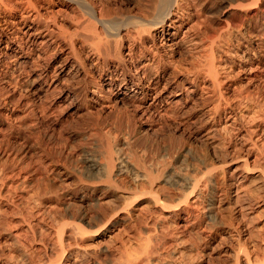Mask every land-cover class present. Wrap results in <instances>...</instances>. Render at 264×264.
I'll return each mask as SVG.
<instances>
[{
	"label": "rangeland",
	"instance_id": "rangeland-1",
	"mask_svg": "<svg viewBox=\"0 0 264 264\" xmlns=\"http://www.w3.org/2000/svg\"><path fill=\"white\" fill-rule=\"evenodd\" d=\"M263 6H261V10L264 12ZM58 9L55 7L53 12ZM51 13L47 15H53ZM230 13L231 15L227 14L226 21L228 20L230 26L235 28L238 26L242 30L248 24V19L257 15V10H251L248 15H242L241 12ZM15 14V11L0 12V23L3 25L9 20L17 18L18 15ZM235 35L234 40H242L241 36L236 35L235 37ZM242 42L237 48H234L231 42L227 44L229 52L227 50L224 57L227 58L226 62L233 61L231 56L235 51L242 53L246 49L247 43L244 40ZM4 45L5 43L1 45V48ZM0 69L3 70L2 72L0 70V98H2L0 100H3L10 88L5 83L7 80L6 75L4 76L6 69L2 63H0ZM233 84L237 87V91L236 89L233 91V88H225L223 93L233 100L232 107L238 106L235 113L240 118L236 123V128L239 129L234 133L229 132L230 128L228 132L223 129L226 122L223 120L224 114H221V121L218 117L214 119L213 114L208 111L211 108V103L203 105L200 101H197L199 104L193 103L194 101L187 104L180 102L174 106L173 113L176 111V114L172 113L166 118L151 116V114L140 111L134 113L132 109H126L127 114L128 111H131L129 117L124 114L119 118L117 116L118 109L116 110L114 107L103 110L98 108L99 111L96 108L89 110L83 99H60L57 91L45 96L41 94L39 101L37 99L35 102L36 105L33 103L36 107L33 105L29 107L30 104H27L28 107L26 104L10 106L11 110L14 108L16 120H22L24 126H18L19 124L12 121H10V125L9 120L3 114L5 110L1 109L0 213L3 215L5 211V216H3L6 219L0 214V221L2 222L3 218L5 222L0 224V264H8V259H10V264H16L20 258L18 255L20 256V253L22 254L26 250V257L21 255L22 257L18 260L19 262L23 259L26 260H23L22 264H28V260L25 258L29 253V256L32 253V256L36 254V259L41 260L42 263L47 262L48 258H56L61 249L58 242L60 238L58 239L57 236L60 232L58 227H61L63 231L61 243L64 252L61 251L60 254L61 258L62 252L65 254L61 259L63 264H118V262L122 264L121 260L127 256V253L130 254L136 250L137 253H144L145 249L150 257L154 256L153 258L158 260L159 264H173V262L174 264H234L237 261L238 253L242 252L239 251L240 248L241 250L254 249V255L257 257L259 255L262 259L264 257V199L259 198V192L264 191V182L258 179L254 171L250 170L246 173L244 160L251 159L249 167L254 170L253 160L256 154L254 149L257 147L254 149L253 147H255L254 145L260 146L261 143L256 141L257 138L254 135H252V139L249 136L250 129L257 125L254 120L252 122V116L254 117L264 110V90H262L264 89V63L260 69L235 78ZM2 86L7 87L6 90L2 89ZM23 86V88L19 87L14 91L15 101L19 97H25L26 101L28 96L31 98L29 88H26V84ZM241 89L244 91L242 92ZM245 92L252 95L253 104L245 105V107L244 105L239 106L238 97ZM148 104L146 103V105ZM31 107L35 110L31 111ZM226 110L231 111L229 108ZM221 112L223 113V111ZM148 115L151 117L149 118ZM127 119L132 122V129L127 126ZM118 122L120 123L117 126ZM211 126L219 129L215 136L210 135L213 130ZM260 126L264 131V124H260ZM109 141L116 155H121L124 163L132 165L134 170L123 176L127 178V181L134 182L135 185L137 183L132 187L134 189L137 187L139 191L135 190L138 192L142 189L141 192H143L145 185H149L150 180L152 183L153 178L156 195L167 204H176L175 198L179 197L182 189H180L181 186H177L178 189H176V186L173 187L166 183V172H179V174L198 178L201 173L195 170V164L197 167L199 162L193 158L191 160V156L186 155L185 151L191 150V154L194 153L195 156L202 159L205 157L210 169L216 173L215 177L217 175V179L214 177L215 184L213 183V192L217 195L214 194L215 205L213 203V206L215 209L213 206L211 207L212 211L215 210L214 218L211 217L206 206L212 188L208 186L210 191L205 190V186L202 191L205 195L202 194L197 205H194L196 207H190L191 216L186 222L170 218L168 213L162 212L161 209H158L159 207L156 209L150 201V197L145 195V198L141 197L136 205L134 203L130 213L127 211L105 225V219H109L110 215H113L114 207L118 205L117 200L111 193L87 191L86 183L89 179L86 176L85 158L93 157L99 163H104ZM256 142L257 144H255ZM261 146L263 151L264 144L263 148ZM249 147H252L249 151L251 157H247L246 150ZM193 150L194 152H192ZM222 170L226 173L222 174ZM214 172H212L213 176ZM148 176L150 180L147 178ZM23 219L26 223L24 221L22 223ZM101 220L102 222H100ZM28 221L31 223L29 224ZM101 223L103 228L100 229L99 224ZM185 224L186 227L183 228ZM30 225L32 226L30 227ZM76 225L81 226L80 230H85L87 236L91 237L93 230H95L93 234L100 232V235L92 239V237L87 238L82 234L84 237L81 238V233L75 232ZM55 226L56 228H54ZM92 227L95 228L92 229ZM31 228H33V232ZM63 228L65 229L63 230ZM57 229H59L58 233ZM89 230H92L91 233ZM82 233L84 232L82 231ZM18 241L22 249L23 246L26 249L19 250L21 246ZM149 242L151 244H148ZM13 243L19 246L14 247ZM148 247L149 249H147ZM240 264H244L242 259Z\"/></svg>",
	"mask_w": 264,
	"mask_h": 264
},
{
	"label": "bare ground",
	"instance_id": "bare-ground-1",
	"mask_svg": "<svg viewBox=\"0 0 264 264\" xmlns=\"http://www.w3.org/2000/svg\"><path fill=\"white\" fill-rule=\"evenodd\" d=\"M263 5L264 0H0V12L15 11V15H18L17 18L11 21L9 20V22L3 25L0 23V63H2L6 69L4 76L6 75L5 77L7 80L6 82L4 80V82L10 88V90L8 89V94L6 93L7 96L3 100H0V110H5L3 114L9 120L10 125V121H12L17 125L19 124L18 126H24L22 124L23 122H21L22 120H16L14 108L11 110L10 106L13 105L14 107V105L21 106L30 104V107L33 103L35 104V102H37V99L39 101L41 94L45 96L57 91L59 92L60 99H83L84 104L86 103L88 105L89 110L92 108H96L97 110L100 108V110H103L105 108L109 109L114 107L116 110L118 109L117 116L119 118L120 115L127 114L126 109H132L134 113L140 111L142 113L151 114V116L155 115L159 118H166L172 115L176 104L178 105L180 102L181 104H187L191 101H194L193 103H198L197 101H200L203 105L211 103V108L208 111L213 114L212 116L214 119L218 117L221 121V114H224L223 120L226 122L223 129L228 132L230 128L229 132L234 133L239 129L236 128V123L239 122L238 120L240 118L235 113V109H237L236 107L238 106H231L233 100H231L230 96H225L223 90L225 88H233V91H235V89L237 91V87L233 84L235 78L240 77L241 74H250L252 71L263 67L264 12L261 10V6ZM55 7L59 9L53 12ZM253 9L257 10V15L249 18L248 24H246V27L242 28V30L241 28L239 29L238 26L237 28L230 26V23L227 22L228 20L226 21L227 14L231 15L230 12H241L242 15H248ZM49 13L53 15L49 16ZM203 18L206 19V21H204ZM234 34L241 36L242 40H234ZM243 40L247 43L246 49L242 53L235 51L234 55L232 54L231 56L233 57V61L226 62L227 58L225 59L224 57L228 50L227 44L231 42L232 46L237 48L243 43ZM4 43L5 45L1 48V45ZM2 71L3 70H1V72ZM23 84H26V88H29L31 98H29V96L27 98L26 96V101L25 97H19L15 101L16 96L14 95V91L19 89V87L23 88ZM3 86L2 89L5 88ZM6 88L4 90H6ZM241 91L243 92L244 90L241 89ZM238 101L239 106L244 105L245 107V105L248 106L253 104L254 99L250 93L248 94L245 92L239 95ZM146 103L149 104L146 105ZM227 108H229V110L231 109V111L228 112L226 110ZM33 110H35V108L31 109V111ZM221 111H223V113ZM130 112L128 111V117ZM113 113L114 112H112V114ZM175 114L176 111L173 115ZM252 118V122L255 121L257 125L255 126L253 124L255 127L250 129L249 138L252 139V135H254L257 138L256 141L260 142V146L262 145L261 147L263 148L264 131L260 124H264V110L262 113L259 112L258 115L252 116ZM117 121L118 119L116 122ZM97 123L99 124V122ZM119 123L120 122L117 123V126ZM127 124L129 128H133L132 122L128 119ZM218 131L219 129L213 128L210 135L215 136ZM255 144H257V142ZM254 146L253 149L257 147L254 149L256 150L253 160L254 170L250 169L249 160L251 159L248 158L244 160L245 168H243L244 170L247 169L246 173L250 172V170L252 172L254 171L258 179L264 182V148L262 151L259 145ZM251 148L252 147H249L246 150L248 154L247 157H251V153H249ZM190 151L191 150L185 151L187 152V154H185L189 155V157L191 156V160L194 159L199 162H197L199 164H197V167L195 164V170L201 173L200 177L197 178L193 176L195 177L193 178L190 175L179 174V172H166V183L173 187L181 186L180 189H182L179 197L175 198L177 200L176 204H167L156 195L153 183L154 180L152 178V183L150 180L152 177L150 172V178L149 176L147 177L150 180V184H147L148 186L145 185V180V190L143 189L144 191L141 192V189V193L138 192L139 190L137 187L135 189L138 191L135 190L132 187L135 183H131L127 181L126 177H123L126 173H131L134 170L132 165L127 162L124 163L121 155H116L110 141L106 147L107 154L105 155L106 160L104 163H99L93 157H84L85 163L87 164L86 176L89 179L86 183L87 191L89 190L93 193L102 192L104 194L111 193L112 196L116 198L115 200H117L116 203L118 205H115L113 215H110L109 219H105L106 221L103 220L106 222L105 225L121 214L127 213V211L130 213V209L133 208L132 206L134 203L136 205V203L141 200V197L145 198V195L150 197V201L156 209L159 207L158 209L168 213L170 218L172 217L174 220L186 222L191 216L190 207H196L194 205H197L202 194L205 195L204 192L202 193L205 186V190H209L208 186L212 188L206 206L209 214L214 218L213 213H215V208L213 203L215 193L213 192V185L215 184L214 177L216 173L213 169H210L211 167L208 165L205 157L204 159L199 158V156H195L194 153L191 154ZM192 152H194V150ZM203 169L206 171H203ZM212 172H214V176ZM223 173H226V171L223 172L222 170V174ZM197 176H199V174ZM215 178L217 179V175ZM176 189H178V187ZM259 198H262V200L264 199V191L259 192ZM256 199L257 198H255V200ZM190 202L192 203L190 204ZM212 206L214 208L213 211L211 210ZM0 214L6 219V217H4L5 211L3 214L4 216L2 213ZM19 214L16 215L19 216ZM244 216L246 217V215ZM3 218L2 222L0 221L1 225L4 222ZM23 221L25 222L24 219L22 223ZM100 222H102V220ZM30 223L31 222H29V224ZM77 225L75 232L81 233V238L87 236L88 234H86V231L80 230L81 226ZM176 225L178 227V224ZM31 226L32 225H30V227ZM99 227L100 229L103 228L102 223L99 224ZM184 227H186V224L183 228ZM33 228H31L32 232ZM54 228H56V226ZM58 228H60V232L58 233L59 229L56 231L58 233V239H60L57 240L61 248H59L60 251L57 254L59 256L56 258H48L47 262L42 263L40 262L41 260L36 259V254L32 256V253V255L29 256V253L27 254L28 257L25 258L28 260V264H63L61 262V259L65 255L61 243L63 231L61 227ZM72 228L74 227L72 226ZM93 228L95 227H92V229ZM64 229L65 228H63V230ZM82 231L84 233H82ZM94 231L95 230L92 232L94 233ZM77 233L75 234L77 235ZM82 234H84V236ZM92 234L91 237L93 239L98 237L100 232ZM88 237H90V235L87 236V238ZM13 244L15 247V243ZM148 244L151 243L149 242ZM24 248L23 246L22 249L21 246L19 250H24ZM100 249H102V247ZM147 249H149V247ZM14 250L16 249L14 248ZM61 251H63L62 258L60 257ZM101 251L103 252V250ZM136 251L130 254L127 253V256L121 260V263L159 264V262H157L158 260L153 258L155 254L151 255L153 257H150L146 249L144 253L142 249L140 250L142 253H137ZM239 251L242 252H240V254L238 253V257L236 258L237 261L234 262V264H240L241 259L244 264H264V257L261 259L258 255V259V257L254 255V249L241 250L240 248ZM26 252L27 250L23 252L24 255L19 252L20 256L18 255V257L21 258L25 256ZM145 252L146 254L148 253V256ZM4 255L3 257H5ZM12 260L13 256L11 258V261ZM18 260L16 264H22L24 259L20 262ZM7 261L10 262V259ZM9 262L7 263L10 264ZM119 263L120 262H118V264Z\"/></svg>",
	"mask_w": 264,
	"mask_h": 264
}]
</instances>
